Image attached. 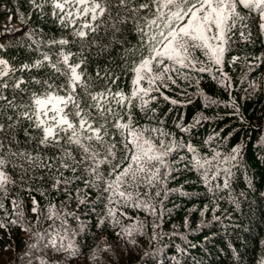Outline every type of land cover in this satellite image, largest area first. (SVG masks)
<instances>
[{"label":"trees","instance_id":"16d2710c","mask_svg":"<svg viewBox=\"0 0 264 264\" xmlns=\"http://www.w3.org/2000/svg\"><path fill=\"white\" fill-rule=\"evenodd\" d=\"M45 11L50 12L51 8L46 5ZM261 22L259 15L253 13L246 21L247 29H243L244 38L240 36L239 26L233 30L223 66L230 85L228 81L221 83L213 79V75L220 77L215 68L211 73L189 72L188 78L173 75L176 82L169 81L168 87H161L163 95L153 92L151 95L156 99L150 101L145 111H141L135 101L130 110L135 129L162 128L171 134L160 137L158 133H145L155 138L157 144L160 139L183 140L209 157L213 148L228 154L234 147H241V163L233 168L231 189L222 188L221 177L213 181V185H221L214 196L201 173L190 165L186 168V162H180L179 171L173 173L176 178L169 179L166 185L167 189L178 191H169L165 198L163 191L159 197L154 196L158 188L149 190L147 198L156 206L155 215L125 207L117 213H127L120 217V225H113L110 220L101 225L98 221L107 213L106 194L101 190L103 182H99L100 187H90L83 180H76L67 186V191L62 190L63 186L55 189L46 169L33 168L25 175L20 164L24 168H28V164L14 158L15 166L5 169L14 183L7 186L6 194L0 192L3 204L0 223L5 225L0 227V264H40L41 259L47 264H261L264 261V60L260 59L264 58V33L259 28ZM33 29L37 34L30 37L28 34ZM61 36L72 39L68 30L62 29L51 16L41 18L30 0H0V44L4 46L0 57L10 64L19 66L37 59L39 53L34 50L35 46L29 48L34 40ZM123 39L127 41L123 46L112 44L101 52L100 47L109 42L102 32L90 53H85L87 71L95 78L97 68L108 69L119 77L112 85L113 91L130 94L133 79L130 67L139 60V54L124 58L125 49L140 46L139 37L135 31L126 29ZM68 47L73 52L80 50L79 44ZM46 50L41 46V51ZM195 55L206 59L199 51ZM233 57L239 59L232 63ZM16 75L43 80L48 78L49 69ZM63 80L58 76L52 82L60 84ZM40 90V85L29 84L21 94L23 100L27 101L32 91ZM6 94L11 97L10 91ZM21 95L17 96V103ZM205 97L216 103L209 105ZM170 100L177 103L172 104ZM199 117L206 119H201L188 133L177 127L191 125ZM28 125L24 119L15 125L11 133L15 137L12 151L42 157L58 155L50 149L38 148L35 139L29 141L24 134ZM29 132L34 137L39 135L32 128ZM210 137L213 139L209 140ZM179 156L191 158V153L181 150L179 155L173 153L169 160L179 161ZM101 171L107 174V166H102ZM64 175L73 174L65 171ZM233 197L240 201L239 208L231 202ZM14 201L19 207H14ZM53 206L78 249L74 256L45 247L48 236L54 229L61 228V219L48 218ZM18 213L23 214L22 219L18 218ZM12 220L17 223H10ZM138 221L143 222L142 231L134 232L132 237L122 234V227Z\"/></svg>","mask_w":264,"mask_h":264},{"label":"snow or ice","instance_id":"6c2138e0","mask_svg":"<svg viewBox=\"0 0 264 264\" xmlns=\"http://www.w3.org/2000/svg\"><path fill=\"white\" fill-rule=\"evenodd\" d=\"M30 3L41 18L51 16L62 29L68 30L72 39L61 36L59 39L34 40L29 48L34 45L39 57L31 63L14 66L0 57V192L6 194L7 186L14 183L5 170L9 165L15 166L14 158L28 164V168L20 164L25 175L33 168L46 169L55 189L63 186L62 190L67 191V186L76 180H83L90 187H100L99 182H103L101 190L106 194L107 213L98 223L102 225L105 220H110L113 225H120V217L127 216V213H117L125 207L156 214V206L147 198L152 188H158L155 197H159L161 191L165 198L169 191H178L167 189L166 185L169 179L176 178L173 173L179 171L177 164L180 162H186V168L190 165L200 172L214 196L221 185H213V181L221 177L222 188L231 189L233 168H238L241 163V147H234L228 154L213 148L209 157L201 155L192 144L183 140L172 138L166 142L160 139L157 144L155 138L145 133H158L160 137H170L171 134L162 128L135 129L130 110L135 101L140 110L145 111L150 101L156 99L151 95L153 92L163 95L161 87H168L169 81L176 82L173 75L188 78L189 72L211 73L215 68L220 77L213 75V79L221 83L228 81L230 85V77L223 72V66L233 30L239 26L242 29L240 36L244 38L243 29L248 27L246 21L255 13L262 21L259 28L264 33V0H30ZM46 5L51 8L50 12L45 11ZM126 29L135 31L140 45L125 49L124 58L139 54V60L130 67L133 73L130 94L123 90L113 91L112 85L119 77L106 68H97L93 78L87 71L88 55L85 54L90 53L102 32L109 42L100 47L101 52L112 44L123 46L127 43L123 39ZM36 34L37 30L33 29L28 35ZM70 44H79L80 50L73 52L68 47ZM41 46L47 50L41 51ZM3 47L0 44V49ZM197 51L206 59L196 56ZM238 59L233 57L232 63ZM44 68L49 69V76L43 80L16 75ZM58 76L64 80L55 84L52 81ZM32 83L40 85L41 90L32 91L25 101L21 94ZM9 91L11 97L6 94ZM18 95H21L19 103ZM164 99L170 98L164 96ZM205 99L209 105L216 103ZM170 102L177 103L176 100ZM9 111L13 114L9 115ZM21 119L29 122L28 128L24 129L29 141L35 139L38 148L50 149L58 155L42 157L12 151L11 143L15 137L11 133ZM201 119L206 118L199 117L191 125L177 127L188 133ZM29 128L37 130L38 137L32 136ZM181 150L191 153V158L179 156V161L169 160L173 153L179 155ZM102 166H107V174L101 171ZM65 171L73 175L65 176ZM33 202L36 203L35 198ZM231 202L240 207V201L235 197ZM13 205L19 207L15 201ZM35 211L36 207L33 208ZM17 215L22 219V213ZM53 217L61 219V228L54 229L48 236L45 247L56 253L76 255L78 249L54 206L48 218ZM10 223L16 224L17 221ZM4 226L0 223V227ZM142 228V221L134 222L122 227V234L132 237ZM40 264L47 262L41 259Z\"/></svg>","mask_w":264,"mask_h":264}]
</instances>
